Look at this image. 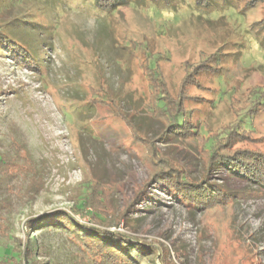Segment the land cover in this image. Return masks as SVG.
<instances>
[{
    "label": "rangeland",
    "instance_id": "1",
    "mask_svg": "<svg viewBox=\"0 0 264 264\" xmlns=\"http://www.w3.org/2000/svg\"><path fill=\"white\" fill-rule=\"evenodd\" d=\"M8 1L0 5L1 29L45 60L27 69L0 46V153L15 165L0 175L7 190L0 203L11 204L0 210V259L26 249L27 240L25 264H89L80 235L55 227L26 231L28 220L66 211L82 223L100 218L101 228L154 245L172 264H264L263 186L216 168L207 180L228 199L202 211L147 184L157 169L148 141L197 181L207 167L201 141L164 137L146 68L160 71L175 96L184 63L215 53L211 73L198 76L201 88L189 91L205 100L189 107L211 130L238 121L256 138L248 146L264 151V40L250 26L264 18V3L249 15L222 11L223 0H204L201 11L185 0L175 10L127 6L104 18L91 0ZM230 36L233 42L223 44ZM105 89L135 130L110 103L95 100L85 111L92 93ZM24 157L39 182L33 202L24 194L31 173L17 172ZM75 207L85 215L74 214Z\"/></svg>",
    "mask_w": 264,
    "mask_h": 264
},
{
    "label": "trees",
    "instance_id": "2",
    "mask_svg": "<svg viewBox=\"0 0 264 264\" xmlns=\"http://www.w3.org/2000/svg\"><path fill=\"white\" fill-rule=\"evenodd\" d=\"M5 0H0V5ZM7 1V0H6ZM11 0L8 1V3ZM91 5L95 8L94 14H99L102 17H106L110 13H114L124 7H134L135 9H160L175 10L177 5L185 0H91ZM195 4L196 11H201L202 1L204 0H192ZM206 1V0H205ZM213 1V0H211ZM264 0H223L221 10L234 9L240 13L241 9L248 12L254 10L256 7L262 5ZM210 5V4H209ZM211 7L208 6L207 8ZM213 9V7L210 8ZM226 10V11H227ZM209 11V13H210ZM210 15V14H209ZM245 15H247L245 13ZM249 17V16H248ZM256 33L257 40H264V18L260 20H254L250 25ZM238 34V33H237ZM237 36V35H236ZM235 36V37H236ZM235 37H229L223 44L228 43ZM0 46L6 49L11 57L19 62L27 69L37 70L41 63L45 60L38 56V52L27 48V44H23L11 36L8 32L3 31L0 26ZM51 45L45 46L49 50ZM242 47V46H240ZM51 50V49H50ZM208 56L206 61L191 62L187 60L184 63L185 76L180 83L178 93L173 96L165 85L162 78L161 72L151 71L148 67L147 70L150 72V77L153 80L154 86H156V104L152 112L156 117L161 118L166 122V132L164 137L170 135V138L186 140V138H194L195 140L201 141L202 149L201 154L205 158V167H207V175L201 180L197 181L193 179L189 171L182 168L178 163L167 159L165 155L160 154L152 142L147 143L151 148V155L155 160L157 169L152 175L150 181L147 183L155 184L159 189L166 188L168 191L173 193L175 197L180 199L183 205H191L196 210H202L204 208H214L217 205L226 203L228 195L218 185H214L207 180L209 173L215 171L217 168H224L227 171L234 173L240 178H246L252 182L258 183L264 187V151L259 147L251 148L248 142H255L256 138H253V131L247 130L243 124L238 121L228 123L222 129L211 130L210 126L201 119H196L197 108H190L189 106L201 105V101L205 98L200 94H189L192 89L201 88L198 81V76L203 72H208V63L212 58H215V53L205 54ZM215 73V72H214ZM93 92L90 99H88L87 107L85 111L97 103H110L114 109H117V115L122 117V120L126 122V125L135 130L130 120L122 113L121 106L111 95L108 89H105L101 95H96ZM198 98L200 101H198ZM94 100V101H93ZM96 100V101H95ZM93 101V102H92ZM212 101V98H209ZM214 101H212L213 103ZM215 103V102H214ZM197 104V105H195ZM156 108V109H155ZM134 137L140 142L144 141L137 133H134ZM1 151V148H0ZM1 154V153H0ZM0 175L6 178L10 171L7 167L11 164L8 156L0 155ZM25 158V165L21 169H18V174L22 171L27 170L26 174L31 173V180L36 178L35 166L33 161ZM35 177V178H34ZM151 182V183H150ZM39 182L33 181L24 194L33 202L40 191L38 189ZM6 188L1 183L0 179V195L6 194ZM23 197V196H22ZM88 198L84 199L83 205L90 207L92 202ZM11 205V204H7ZM0 203V210L2 207L7 208ZM83 208L75 207L72 211L74 214H83ZM98 219V220H97ZM95 220L91 224L82 223L77 221L74 215L70 212L63 213H50L43 219H30L26 225V231L33 232L36 228H61L68 229L79 238V242L82 245V250L86 256L89 257V264H172L169 260V256L164 253H160L159 249L152 244L146 242H136L130 239L125 234H116L107 229H103L105 223L100 218ZM95 224V225H94ZM28 238L31 233H28ZM26 249L30 248L27 240L24 241ZM26 249H15L9 253L5 258L0 259V264H25L26 260H30L29 251ZM13 252V253H12Z\"/></svg>",
    "mask_w": 264,
    "mask_h": 264
}]
</instances>
